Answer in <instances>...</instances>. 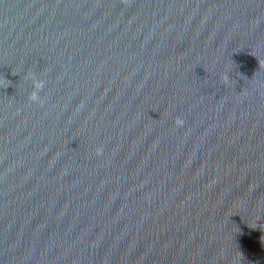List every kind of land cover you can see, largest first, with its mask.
Masks as SVG:
<instances>
[{
    "label": "water",
    "instance_id": "water-1",
    "mask_svg": "<svg viewBox=\"0 0 264 264\" xmlns=\"http://www.w3.org/2000/svg\"><path fill=\"white\" fill-rule=\"evenodd\" d=\"M0 264H264V0H0Z\"/></svg>",
    "mask_w": 264,
    "mask_h": 264
},
{
    "label": "clouds",
    "instance_id": "clouds-1",
    "mask_svg": "<svg viewBox=\"0 0 264 264\" xmlns=\"http://www.w3.org/2000/svg\"><path fill=\"white\" fill-rule=\"evenodd\" d=\"M38 87L40 86V85H37Z\"/></svg>",
    "mask_w": 264,
    "mask_h": 264
}]
</instances>
